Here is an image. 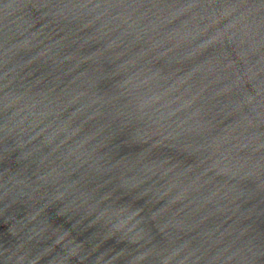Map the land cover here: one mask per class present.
I'll return each instance as SVG.
<instances>
[{
  "label": "water",
  "instance_id": "95a60500",
  "mask_svg": "<svg viewBox=\"0 0 264 264\" xmlns=\"http://www.w3.org/2000/svg\"><path fill=\"white\" fill-rule=\"evenodd\" d=\"M0 264H264V0H0Z\"/></svg>",
  "mask_w": 264,
  "mask_h": 264
}]
</instances>
